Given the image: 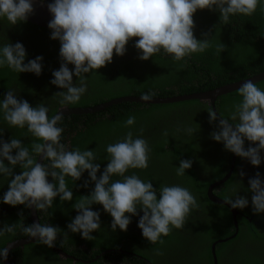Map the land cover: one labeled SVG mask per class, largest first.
I'll return each instance as SVG.
<instances>
[{
    "label": "trees",
    "instance_id": "trees-1",
    "mask_svg": "<svg viewBox=\"0 0 264 264\" xmlns=\"http://www.w3.org/2000/svg\"><path fill=\"white\" fill-rule=\"evenodd\" d=\"M261 2L264 4V0ZM193 19L195 37L198 40L208 38L211 42L205 52L192 54L179 62H174L163 51L148 60H141L134 46L136 38H133L126 45L123 56L114 54L111 63L85 74L86 93L78 103L67 106L91 105L116 96L141 95L149 91L156 93L155 96H169L206 90L264 70V11L259 6L251 16H231L228 24L219 21L218 11L207 9L197 10ZM202 33H207L208 37ZM50 34L51 29L28 20L11 26L6 19H0V47L9 42L22 43L27 53L24 63L36 56L43 57L39 76L0 67V100L12 89L17 99L27 100L34 107L38 104L48 107L49 117L62 106L54 93L63 91L50 83L53 70H58L61 64L60 42L50 39ZM221 44L224 50L219 53L217 45ZM68 67L70 70L74 68L71 64ZM73 82L78 85L79 79L73 76ZM254 83L264 90V78ZM237 89L215 99V107L223 118H229L233 104L241 99ZM209 107L207 100L199 98L149 103L123 100L92 112L63 113V119L57 125L63 128L61 143L67 150L93 149L97 155L95 162L100 164L98 178L108 163L106 146L121 140L131 130L134 137L147 140L151 152L146 169H129L125 175L135 173L141 180L150 181L157 190L158 199L162 185L185 187L195 196L199 207L191 211L184 228H173L169 235L161 237L163 244H153L142 236V230L137 226L143 215L139 208L138 215L130 217L127 231L118 227L112 231L110 214L102 205L93 204L91 209L100 213L101 228L91 233L96 237L94 240H85L80 233L67 228L78 214L72 205L94 189L91 181L86 188L82 187L84 181L89 180L85 171L75 182L66 177L67 186L73 192L71 201L63 202L57 197L47 211L36 210L41 225L60 228L55 245L49 248L35 239L12 247L8 251L9 260L13 264H214L210 249L212 241L233 234L215 243L216 264H264V212L253 213L252 192L248 190V180L257 172L264 181V150L260 153L259 166L235 155L230 175L213 187L215 194L223 198L235 199V192L247 197L248 206L237 209L236 227L229 207L212 201L206 194L209 183L223 176L232 161V152L210 136L211 132L218 130L219 118L209 123ZM129 116L136 118L130 128L124 125ZM189 127L196 130L191 135L186 131ZM0 130H3L5 141L20 139L30 152L31 145L39 142L26 128L10 127L2 113ZM165 130L168 136L163 135ZM249 143L245 140V148ZM181 159L191 160L192 166L185 170V175L177 176L176 168ZM42 162L49 164L48 160ZM13 171L19 174L21 169L17 165ZM241 171L245 173L243 177L239 175ZM48 179L52 182L51 177ZM117 179L122 178L112 177V180ZM7 188L8 178L0 175V228L5 224H32L29 207L2 202ZM23 236L26 235L17 227L14 234L0 236V248L7 241ZM55 246L79 259L60 255ZM157 250L162 255H157ZM0 264H3L1 259Z\"/></svg>",
    "mask_w": 264,
    "mask_h": 264
},
{
    "label": "clouds",
    "instance_id": "clouds-1",
    "mask_svg": "<svg viewBox=\"0 0 264 264\" xmlns=\"http://www.w3.org/2000/svg\"><path fill=\"white\" fill-rule=\"evenodd\" d=\"M264 11L261 0H52L47 4L52 19L50 39L59 40L61 64L53 70L51 84L63 91L54 93L62 106L76 104L87 91L86 73L98 70L112 62L113 55L123 56L128 42L135 39L139 59L148 60L163 51L174 62H179L195 53H203L211 47L208 38L198 40L194 35L197 10L219 12V21L228 24L235 15L251 16L257 7ZM33 12L31 0H0V19H6L11 26L26 23ZM208 37L207 33H202ZM224 45H217L221 53ZM27 53L22 43H7L0 47V67L7 66L16 73L31 72L39 76L42 72V56L24 63ZM74 66L69 69L68 65ZM180 67H183L181 65ZM73 76L79 84L73 82ZM241 99L233 104L229 118L220 116L217 129L210 133L213 140L222 142L227 151L246 158L251 165L261 164V151L264 150V90L252 80H246L237 89ZM156 93H142L140 99L149 101ZM64 108V107H62ZM61 108V109H62ZM209 123L217 121V112L207 109ZM49 109L43 104L32 106L27 100L17 99L14 90L9 89L0 100V113L10 127L26 128L37 141L31 145V152L20 139L5 141L0 130V175L8 178V188L2 202L10 206L24 205L36 210L47 211L54 200L71 201L73 192L66 183V177L75 182L87 171L94 189L82 195L72 207L77 215L67 225L73 233H80L85 240H94L93 231L101 228L100 213L93 211L91 205L100 204L112 217L110 227L115 231H127L131 216L143 213L138 220L142 236L150 243L163 244L162 236L175 229L184 228L193 209L199 207L197 199L189 189L179 185H162L157 190L150 181L141 180L135 173L125 175L129 169H146L151 148L146 139L134 137L129 130L124 137L106 146L108 163L99 178L100 164L93 149L67 150L61 143L63 128L57 126L63 119L58 111L49 117ZM135 116H129L125 127L135 124ZM231 121V122H230ZM234 122V123H233ZM141 132L143 129L140 130ZM179 131V129H178ZM189 135L196 130L186 129ZM163 135L168 136L167 130ZM245 140L249 146L245 148ZM255 146H251V145ZM15 155H13V150ZM33 153L35 155H33ZM37 156L48 160L49 164L37 162ZM7 161V163H5ZM21 172L14 174V167ZM192 161L181 159L176 175H185ZM245 175L243 171L239 173ZM113 176L122 179L112 180ZM49 177L52 182H49ZM10 178V179H9ZM248 190L252 192L251 204L254 214L264 212V181L257 172L248 180ZM235 199L226 197L225 202L233 209L248 206L247 197L234 194ZM36 242L49 248L55 245L60 228L33 223L5 224L0 228V236L14 234L16 228ZM157 255L162 253L157 250ZM8 258V248H0V259Z\"/></svg>",
    "mask_w": 264,
    "mask_h": 264
},
{
    "label": "water",
    "instance_id": "water-1",
    "mask_svg": "<svg viewBox=\"0 0 264 264\" xmlns=\"http://www.w3.org/2000/svg\"><path fill=\"white\" fill-rule=\"evenodd\" d=\"M17 2H18V0H17ZM31 3L33 5V12L28 15L27 20L30 22H33L35 24H39V25H42V26L48 28V22L52 19V14L48 11V8H47V4L50 2L47 0H31ZM263 78H264V70L257 72L255 74H252L250 76L235 80V81H231V82H227V83L218 85V86L213 87L211 89L188 92V93H180V94H174V95H169V96H153L152 99L149 101L141 100L140 99L141 95H121V96H116V97L110 98L108 100H105V101H102V102H99L96 104H91V105L60 106L53 115H55L58 111H60L62 113L92 112V111L104 108L105 106H108L111 103L120 102L123 100H134V101H141V102L149 103V102H170V101H177V100H183V99H189V98H199V99L207 100L209 102L211 108H213V110L217 112V117L220 119L221 115L219 114V112L217 111V109L215 107V99L218 95L225 93V92H229L231 90H234V89L240 87L241 84L244 83L246 80H252L253 82H256V81L263 79ZM62 107H64V108H62ZM234 157H235V154L232 153V161H231L229 169L219 179L209 183V185L206 188V194H207L208 198L211 199L212 201L218 202V203H223L229 207V209L231 210L232 215L234 217L233 218L234 224L237 227V221H236L235 215L238 212V210L231 208V206L224 201L225 198L215 194V192L213 191L214 186L222 183L230 175L232 168H233V164H234ZM36 159H37L38 163L42 162V158L40 156H37ZM29 209H30L32 224L33 223H39V217H38L36 209L34 207H29ZM232 235L233 234L226 236V237L217 238L214 241H212L210 249H211V252L213 254V263L214 264H216V256H215V250H214L215 249V243L217 241L227 239L228 237H230ZM35 239L36 238L29 237V236L18 237V238L7 241L4 244L3 248H8V251H9L12 247H16L18 245H23L24 243H28V242L33 241ZM55 248L59 252V254L62 256L71 257V258H73V260L79 259L78 257H75L74 255L64 251L63 249H61L58 246H55ZM1 261L3 264H13L9 260V258H7L6 260L1 259Z\"/></svg>",
    "mask_w": 264,
    "mask_h": 264
}]
</instances>
